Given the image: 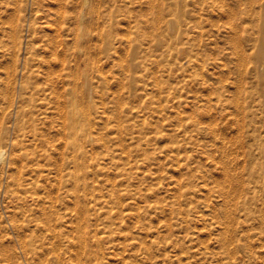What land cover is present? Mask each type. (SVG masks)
<instances>
[{"label":"rangeland","instance_id":"374dc122","mask_svg":"<svg viewBox=\"0 0 264 264\" xmlns=\"http://www.w3.org/2000/svg\"><path fill=\"white\" fill-rule=\"evenodd\" d=\"M0 264H264V0H0Z\"/></svg>","mask_w":264,"mask_h":264},{"label":"bare ground","instance_id":"6f19581e","mask_svg":"<svg viewBox=\"0 0 264 264\" xmlns=\"http://www.w3.org/2000/svg\"><path fill=\"white\" fill-rule=\"evenodd\" d=\"M2 153H3V152H2V151H0V158H3V155H2Z\"/></svg>","mask_w":264,"mask_h":264}]
</instances>
